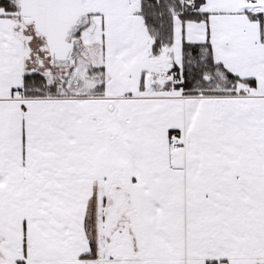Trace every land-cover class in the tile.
<instances>
[{
	"label": "snow or ice",
	"instance_id": "1",
	"mask_svg": "<svg viewBox=\"0 0 264 264\" xmlns=\"http://www.w3.org/2000/svg\"><path fill=\"white\" fill-rule=\"evenodd\" d=\"M0 264H264V0H0Z\"/></svg>",
	"mask_w": 264,
	"mask_h": 264
}]
</instances>
